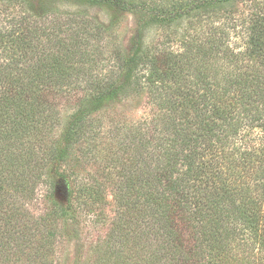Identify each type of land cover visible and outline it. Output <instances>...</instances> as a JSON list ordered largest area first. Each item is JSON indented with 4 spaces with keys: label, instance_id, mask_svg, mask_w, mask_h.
I'll return each instance as SVG.
<instances>
[{
    "label": "trees",
    "instance_id": "16d2710c",
    "mask_svg": "<svg viewBox=\"0 0 264 264\" xmlns=\"http://www.w3.org/2000/svg\"><path fill=\"white\" fill-rule=\"evenodd\" d=\"M126 13L117 80L94 67ZM142 93L126 128L93 122ZM110 195L86 264H264V0H0V264H54Z\"/></svg>",
    "mask_w": 264,
    "mask_h": 264
},
{
    "label": "rangeland",
    "instance_id": "374dc122",
    "mask_svg": "<svg viewBox=\"0 0 264 264\" xmlns=\"http://www.w3.org/2000/svg\"><path fill=\"white\" fill-rule=\"evenodd\" d=\"M135 29V18L133 14L126 13L121 17L120 22L113 27V34L107 36L100 46V59L95 73L106 74L112 79H117L122 73L120 62L115 60L117 54L120 57L127 56L130 46V37ZM146 93L124 97L103 108L93 116V122L104 129H109L117 125L122 129L126 128V123L145 115L150 106L147 103ZM67 120V115L63 118V123ZM61 126L57 130H61ZM102 140V139H101ZM106 144L100 147L104 150ZM46 187L40 186L35 193V199L31 203L33 213L39 215L44 212L49 205L45 198ZM58 198L63 202V196L58 192ZM106 205L107 216L105 220L97 218L96 213L83 216L80 221H69L65 225V237H61L58 243L57 252L54 256V264H86L90 257H93L92 248L103 241L106 237L109 224L115 212L112 196L108 198ZM98 210V209H97ZM99 211V210H98ZM97 212V211H96ZM64 224V223H63Z\"/></svg>",
    "mask_w": 264,
    "mask_h": 264
}]
</instances>
